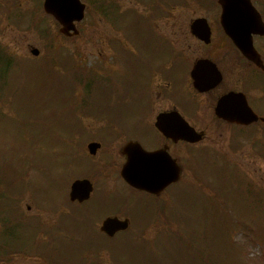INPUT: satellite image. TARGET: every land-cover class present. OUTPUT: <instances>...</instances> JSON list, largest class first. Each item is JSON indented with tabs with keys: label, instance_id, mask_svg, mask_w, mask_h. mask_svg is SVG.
Here are the masks:
<instances>
[{
	"label": "rangeland",
	"instance_id": "rangeland-1",
	"mask_svg": "<svg viewBox=\"0 0 264 264\" xmlns=\"http://www.w3.org/2000/svg\"><path fill=\"white\" fill-rule=\"evenodd\" d=\"M84 1L87 10L79 24L80 34L68 37L59 32V23L45 14L43 0H0V47L13 55L12 67H16L11 74L7 63L0 61V94L11 91L0 102L10 114L6 116L0 107V150L6 156L2 159L0 154V161L7 165L8 156L16 152L23 157H11L12 164L8 166L13 175L22 170L19 176L0 179V213L8 211L13 218L37 219L38 230L45 231L41 244L48 252L46 255L40 248L32 250V244L41 240L34 225L20 227L25 223L15 221L7 229L6 225L3 227V237L13 244V238L20 236V246L13 248L39 255L17 252L1 264H59L61 260L72 264L84 252L94 253L93 258L84 261L98 260L101 264H264V125L239 128L221 124L209 118L213 112L205 100L200 112H205L204 121L209 125L199 124L206 127L205 140L184 148L180 156L183 182L191 183L176 184L166 197L157 200L161 208L156 211L158 217L148 220L154 210L152 203L131 189L126 194L129 204L125 206L103 199L102 203L110 206L107 212L123 207L133 217L126 233L106 239L95 232L102 219L95 215L94 221L86 216L85 205L70 203L68 182L90 171L74 165L72 169L68 143L74 132L85 122L89 129L99 130L103 122L101 111L117 107L115 95L120 87L126 94L118 99L123 102L138 90L142 95L150 89L155 73L178 74L182 65L173 59L172 51L191 44L192 50L183 53H196L195 38L190 32L193 19L207 17L213 37L226 38L217 0ZM114 9L119 13L117 19L113 18L117 12L111 13ZM118 36L129 45L122 52L118 51L123 48ZM263 38L257 40L264 46ZM31 47H38L40 55L32 56ZM169 65L173 69L167 68ZM80 72L83 77L90 75L85 85L74 78ZM104 76H110L109 80ZM157 77L155 83L164 82ZM257 77L252 72L247 78ZM99 80L105 83L102 85ZM251 93L258 95L256 90ZM183 106L188 116L190 104ZM142 111L140 105L137 115ZM122 115L126 116L125 109ZM118 118L112 115L111 120ZM138 120L133 122L139 123ZM37 123L39 128L34 127ZM130 127L147 146L159 138L151 126ZM11 145L15 149L8 148ZM100 157L106 156L100 153L95 159ZM114 168L110 164L107 172ZM10 181L15 182L14 188H10ZM107 185L108 192L117 187L126 193L125 184L115 173ZM10 192L11 196L5 199ZM96 202L92 203L95 207ZM3 224L0 222V230ZM92 228L96 238L87 234ZM46 231L54 235L48 247L51 238ZM78 234L85 235L75 237ZM40 255H45V259Z\"/></svg>",
	"mask_w": 264,
	"mask_h": 264
},
{
	"label": "flooded vegetation",
	"instance_id": "flooded-vegetation-1",
	"mask_svg": "<svg viewBox=\"0 0 264 264\" xmlns=\"http://www.w3.org/2000/svg\"><path fill=\"white\" fill-rule=\"evenodd\" d=\"M264 4V0H261ZM262 7V16L264 19V7ZM258 36L255 37V39ZM195 48L193 51L196 53H183L184 50H192L191 44H188V48L182 47L178 50L179 53L174 54V60H179L182 69L178 74H160L157 79L164 81L155 83L154 80L151 83L150 89L144 91L143 101L141 104L142 113L140 116L137 115V111L140 105H132L126 110V116L118 118L114 124H110L114 127V131L118 133L110 134L107 136H98L99 138H94L92 135L81 134L80 136L91 137L90 141H99L101 147L98 149V155L100 153L106 157H100L96 160L91 155H87L85 166L90 161L88 169L93 170L96 181L92 180L94 183V190L91 194V199L93 198V203L96 200V206H100L99 201L108 192L106 188L108 187L106 180L114 173L120 175V170L127 160V154L125 150V145L129 142H136L141 144V146L147 151L159 152V155L171 157L176 160V162L181 165L182 174L184 171V166L181 162L180 156L184 148L194 147L198 143H190L185 139H179L176 133L172 132V126L179 123L177 118L169 119L165 122L170 129L169 135L162 133L157 128L158 116L163 112H174L179 111L181 115L198 131L203 133V137L207 135L206 127H201L199 124L202 122L209 125V122H205V112L202 114L200 112L201 106L209 102V110L212 111V116L209 118L217 121L221 124L239 125L236 123L229 122L223 118H219L215 112V108L222 97H224L229 92L243 93L249 102V105L255 110L259 115L258 121H255L252 125H263L264 124V46L261 42L256 39V46L260 51L259 60L249 59L242 54V52L236 47V45L227 38H212L211 43L206 44L200 39H195ZM191 47V48H190ZM200 59L212 60L218 70L221 73V79L214 88H206L204 91H199L194 86V81L191 77V70L195 64ZM173 69V66L169 65L167 68ZM256 72L258 77L255 79L248 80V74ZM155 83V85H154ZM252 90H256L258 95H253ZM254 99V102L252 100ZM159 104L162 105L159 107ZM190 104V114L187 116L185 112L187 106ZM124 109V107H122ZM234 113H238L237 102L234 103ZM192 116L195 118L192 119ZM139 118V123H134L133 121ZM131 124L137 127L151 126L153 127L159 135L156 140H151L152 145L147 146L141 139V135L137 133H130V130L126 126ZM146 128V127H144ZM89 157V158H88ZM112 164L115 168L112 172H107V169ZM120 178L124 181L122 176ZM105 179V181H104ZM105 183V188L103 184ZM167 186L159 194H151L153 199H160L165 196L168 191ZM112 190V189H111ZM114 192H117V188H113ZM139 191V190H137ZM142 193H147L145 191H139ZM92 207L94 205L92 204ZM116 213V212H112ZM106 213L98 210L96 216H104Z\"/></svg>",
	"mask_w": 264,
	"mask_h": 264
},
{
	"label": "water",
	"instance_id": "water-1",
	"mask_svg": "<svg viewBox=\"0 0 264 264\" xmlns=\"http://www.w3.org/2000/svg\"><path fill=\"white\" fill-rule=\"evenodd\" d=\"M220 3L223 7L221 21L224 29L241 48V50L246 55L253 58L256 52L253 48L252 33L264 30L259 13L255 10L250 0H220ZM44 8L46 12L53 14L63 24V27L61 28L63 32H68L70 29L74 30L75 33L78 32L74 21H80L84 17L85 4L81 0H45ZM206 23L207 21L205 19H197L193 22L192 28L196 34L204 38L206 42H209L211 32L209 27L207 29ZM33 52L38 53V50L34 49ZM206 63H208V61L200 60V63L196 66L193 73L195 84L200 90L202 88V90L206 88V78L212 79L214 77L215 79L213 66H211V63L209 62L210 69L214 74L209 72V69L207 71ZM235 101L237 102V107L240 113H234L232 111L234 109ZM217 111L221 116L229 119L232 118L233 120H241L242 122H248L253 116V113L248 107L246 101L243 100V98H240L239 95L235 96V94H228L224 96L217 107ZM165 115L166 114L159 117L158 123L160 129L164 132H166V127L164 125ZM176 133H178L181 138H188L191 140L200 139V136L194 134L195 132L190 129L188 124L183 119L180 125L176 127ZM93 146H95L94 143L90 144L92 150ZM146 156L147 155L144 154V157ZM132 162L133 161H130L128 163V172L124 169L123 174L126 179L134 186L142 187L149 191L157 190L156 186H153L152 182L161 172L158 165L155 164L150 166L149 170H146V168H140V173L136 175L133 171L135 165ZM170 170L165 169L164 166L162 179L165 176L166 179H164V181L160 179L158 191L163 189L166 184L179 178L180 169L175 163L174 165H170ZM91 189L92 184L89 180H76L72 184L70 197L72 200L78 199L83 201L89 197ZM127 227L128 220L122 221L116 217H109L104 220L101 229L106 231L108 234L113 235L117 230L125 229Z\"/></svg>",
	"mask_w": 264,
	"mask_h": 264
},
{
	"label": "trees",
	"instance_id": "trees-1",
	"mask_svg": "<svg viewBox=\"0 0 264 264\" xmlns=\"http://www.w3.org/2000/svg\"><path fill=\"white\" fill-rule=\"evenodd\" d=\"M5 54L6 53L0 48V60L6 59V57H4ZM0 99H1V97H0ZM0 176H2L0 179H2L4 177L6 178V176H7L6 168H5L4 164L1 161H0ZM84 257H85L84 259H88L87 257H89V254H86V256H84ZM82 262H83L82 258L76 260V264H83ZM85 264H101V263H99L98 260H95L93 262L88 260L87 262H85Z\"/></svg>",
	"mask_w": 264,
	"mask_h": 264
}]
</instances>
